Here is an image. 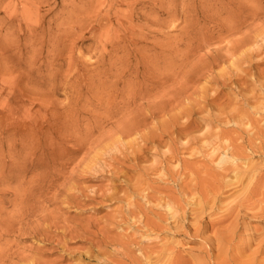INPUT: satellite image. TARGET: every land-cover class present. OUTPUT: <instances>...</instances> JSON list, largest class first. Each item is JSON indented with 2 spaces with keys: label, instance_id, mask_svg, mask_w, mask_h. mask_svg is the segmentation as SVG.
<instances>
[{
  "label": "rangeland",
  "instance_id": "obj_1",
  "mask_svg": "<svg viewBox=\"0 0 264 264\" xmlns=\"http://www.w3.org/2000/svg\"><path fill=\"white\" fill-rule=\"evenodd\" d=\"M263 142L264 0H0V264H215L219 194L249 256Z\"/></svg>",
  "mask_w": 264,
  "mask_h": 264
},
{
  "label": "bare ground",
  "instance_id": "obj_2",
  "mask_svg": "<svg viewBox=\"0 0 264 264\" xmlns=\"http://www.w3.org/2000/svg\"><path fill=\"white\" fill-rule=\"evenodd\" d=\"M254 143V142H253ZM264 143V142H263ZM256 147V146H255ZM254 147V148H255ZM226 154V153H225ZM223 155L220 158H218V162L216 161L217 164H225L226 162L229 161V157L227 155ZM220 156V154H219ZM232 157V156H231ZM246 157V155H245ZM236 160V159H235ZM247 163V162H246ZM249 163V162H248ZM251 163V162H250ZM229 164V163H228ZM232 164V163H231ZM245 165V164H244ZM248 165V164H247ZM246 165V167H247ZM234 166V165H232ZM249 166V165H248ZM233 168V167H232ZM235 170H237L236 167H234ZM239 169V168H238ZM243 169V167H242ZM247 169V168H246ZM234 178H236L239 182L240 185L241 184H245V187H243L246 190H249L252 186L251 190H254V186L256 181L259 178V174L256 171L251 170V168L247 171H245V169H243L241 171V169H239V171H234ZM223 176V175H222ZM227 177V176H226ZM226 181V180H225ZM234 182H236L234 180ZM236 185V183H235ZM234 185V186H235ZM227 186V185H226ZM228 187V186H227ZM212 189V188H211ZM232 191V190H231ZM239 191V190H238ZM236 191V192H238ZM244 192V190H242ZM235 192V193H236ZM249 192V191H248ZM201 193V192H200ZM240 193V192H239ZM238 193V194H239ZM218 194V193H217ZM231 194V193H230ZM257 194V193H256ZM202 195V194H201ZM220 195V194H219ZM214 196L211 200H203L200 203H197V201L195 203L192 202L193 207L190 210V217L192 218V222H187V215H186V211L182 212L179 214V210L178 209H174L173 205L168 204L167 208L169 210V216L172 219V224L175 227V229L177 227L183 226L186 228H194L196 230L197 234H200L202 229L207 228L210 224L213 225V231L214 232L211 236L204 238V243H205V256L207 257V260H210V263H215V264H234L237 263L236 261L238 259L242 258H246L248 257L249 259V264H255V261L257 262L256 258L258 257V255L263 254L264 253V235L262 236L263 238H260V240L256 243L257 246H255L253 248V251L251 253V255H246V250L245 247L243 248V246H240L239 244H237V231L235 229L232 230H222L219 231V229L216 227V224L221 223L222 221H224L226 218L230 219L228 216L229 214H231L233 211H236L235 209L239 208L238 214L237 216L240 215V212L243 209H251L253 206H250L248 204H245L246 202L241 201L240 205L237 207H231L229 206V204L224 205L223 203V208L220 207V202L222 201V197L221 196ZM224 195V194H223ZM237 195V193H236ZM235 195V197H236ZM241 196V195H240ZM212 197V196H211ZM248 197V195H247ZM239 198V196L237 197ZM230 199V197H229ZM238 200V199H237ZM257 201V200H256ZM255 201V202H256ZM191 202V200H190ZM223 202V201H222ZM221 202V203H222ZM239 202V201H238ZM258 203V202H257ZM260 203V202H259ZM258 205V204H257ZM226 206V208H225ZM229 206V207H228ZM233 206V205H232ZM259 206V205H258ZM219 207L220 211L222 209H226L224 211H227L226 213H222V215L220 216V218L217 220V222L210 223L207 222L206 218H208V213H210L213 210H216ZM210 209V212H207V209ZM244 210V211H245ZM259 211V210H258ZM252 212V211H251ZM263 212V211H262ZM250 213V212H248ZM264 213V212H263ZM234 214V213H233ZM232 214V216H233ZM217 215V214H216ZM260 217V216H259ZM216 219V218H215ZM241 220V219H240ZM213 222V221H212ZM190 223V224H189ZM225 224V223H224ZM225 226V225H224ZM227 226V225H226ZM225 226V227H226ZM216 227V228H215ZM185 228V229H186ZM188 232V231H187ZM211 233V232H210ZM208 234V233H207ZM262 234V233H261ZM240 235V234H239ZM247 243V242H246ZM243 244V242L241 243V245ZM244 245V244H243ZM247 245V244H246ZM249 245V243H248ZM247 245V246H248ZM251 246V244H250ZM252 247V246H251ZM248 249V248H247ZM217 251V253H214V259H212V254L214 251ZM203 254V253H202ZM232 255V256H231ZM157 256V255H156ZM172 253H167L163 256V258H158L157 260H155L154 262L151 261V259H148V262L151 263H157V264H172ZM233 257V258H232ZM155 259V258H154ZM258 259V258H257ZM212 260V261H211ZM228 260V261H227ZM245 260V259H244ZM242 260V261H244ZM260 260V259H259ZM258 260V261H259ZM264 261V260H263ZM248 262V261H246ZM245 263V262H244ZM239 264V262H238ZM247 264V263H246ZM257 264V263H256Z\"/></svg>",
  "mask_w": 264,
  "mask_h": 264
}]
</instances>
